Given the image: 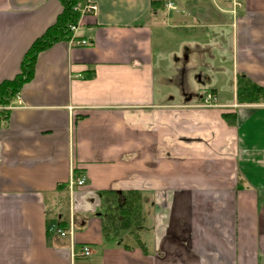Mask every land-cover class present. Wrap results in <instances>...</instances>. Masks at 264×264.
I'll list each match as a JSON object with an SVG mask.
<instances>
[{"label":"crops","instance_id":"1","mask_svg":"<svg viewBox=\"0 0 264 264\" xmlns=\"http://www.w3.org/2000/svg\"><path fill=\"white\" fill-rule=\"evenodd\" d=\"M89 2L91 44L41 51L0 128V264H264V103L235 106L238 75L264 86V0ZM62 9L0 0V83Z\"/></svg>","mask_w":264,"mask_h":264},{"label":"trees","instance_id":"2","mask_svg":"<svg viewBox=\"0 0 264 264\" xmlns=\"http://www.w3.org/2000/svg\"><path fill=\"white\" fill-rule=\"evenodd\" d=\"M63 6L56 21L46 31L36 38L23 56L20 72L12 79L0 83V128L11 117V102L20 92L22 85L34 75L37 57L41 51L59 41H68L73 37L71 25H76L80 19V12L76 10L79 0H60ZM237 102L239 104L264 103V86L253 82L249 77L240 74L237 77ZM229 122L235 123L236 115L226 113ZM137 202L132 198V193L126 195L124 203L117 207V216L122 226H130L135 220Z\"/></svg>","mask_w":264,"mask_h":264},{"label":"built area","instance_id":"3","mask_svg":"<svg viewBox=\"0 0 264 264\" xmlns=\"http://www.w3.org/2000/svg\"><path fill=\"white\" fill-rule=\"evenodd\" d=\"M164 5L168 10H174L177 8V1L178 0H163ZM229 3H231V12L236 16L239 11L243 8L245 4V0H227ZM76 10L80 12V17L86 14L95 13L97 10V5L93 2H89L85 5L78 4L76 7ZM80 20V19H79ZM79 25V21L76 25H71V30L73 31V34H75V31L77 30ZM71 42L75 45H90L91 41L87 39H81L78 40L76 38H71ZM216 96L211 94H206L204 97L205 105L206 106H214L216 103ZM84 178L83 177H76L74 175L71 176L68 185L70 187L74 186H80L84 184ZM61 236L67 235V231L63 229H59L58 231ZM80 254L83 257H89L92 254V250L88 245H83L80 249Z\"/></svg>","mask_w":264,"mask_h":264},{"label":"rangeland","instance_id":"4","mask_svg":"<svg viewBox=\"0 0 264 264\" xmlns=\"http://www.w3.org/2000/svg\"><path fill=\"white\" fill-rule=\"evenodd\" d=\"M163 2H164V1H163ZM164 6H165V5H164ZM165 8H166V7H165ZM203 94H204V97H205L206 94L214 95L213 91L210 90V89H204ZM214 96H215V95H214ZM236 96H237V95H236ZM236 99H237V98H236ZM236 103H237V104L235 105L236 107H237V106L242 107V106L244 105V104H239L238 102H236ZM200 105H201V106H204V107H210V108L219 106V105L217 104V100H216V103H215L214 106H206V105H205L204 98L201 99V101H200ZM229 123H230V122H229Z\"/></svg>","mask_w":264,"mask_h":264}]
</instances>
